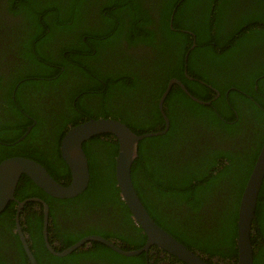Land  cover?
<instances>
[{
  "label": "trees",
  "instance_id": "1",
  "mask_svg": "<svg viewBox=\"0 0 264 264\" xmlns=\"http://www.w3.org/2000/svg\"><path fill=\"white\" fill-rule=\"evenodd\" d=\"M7 14L26 24L16 40L21 63L8 77L0 73V163L29 157L67 185L61 142L72 126L110 117L137 134L164 129L159 101L177 78L212 102L174 84L164 102L170 128L140 141L132 179L158 225L211 264H237L240 200L264 144V0H0V18ZM83 147L91 173L83 193L54 197L24 174L16 197L48 203L58 250L91 234L141 248L147 236L117 185L116 136L98 134ZM43 208L30 200L20 214L39 264L167 262L157 245L148 257L125 256L100 241L54 255ZM16 211L10 201L0 213V264H31ZM256 216L253 264H264V182Z\"/></svg>",
  "mask_w": 264,
  "mask_h": 264
},
{
  "label": "water",
  "instance_id": "2",
  "mask_svg": "<svg viewBox=\"0 0 264 264\" xmlns=\"http://www.w3.org/2000/svg\"><path fill=\"white\" fill-rule=\"evenodd\" d=\"M185 74L188 77L193 78L188 75L187 69H185ZM174 84H178L182 87V89L194 101L206 105L211 104V100L205 101L199 99L188 91L181 80L172 78L159 101V108L165 119L164 129L137 134L124 122L110 117H90L89 119L72 126L66 132L61 142V156L71 171V181L67 185L57 181L44 165L29 157L11 156L0 163V213L3 212L10 201L17 202L16 231L20 236L31 264L39 263L30 247L20 217L21 210L30 200L40 201L43 204L44 240L47 249L54 255L65 256L90 241H100L125 256H136L142 254L144 251L148 253L152 245H157L159 248L187 264H211L156 223L142 202L132 179V165L139 156L140 141L147 137L165 134L170 128V119L165 112L164 102ZM32 127V125H29L27 131L17 141L25 138L31 131ZM104 133L115 135L119 142V152L116 158L117 185L120 189L121 198L131 211L134 221L146 234V243L139 249L125 250L116 242L105 238L102 235L91 234L63 250H57L49 240L48 227L50 217L48 203L39 197H30L25 200H19L16 197V193L20 179L25 174L46 193L58 198H71L83 193L88 188L91 178L89 160L84 151L83 144L92 137ZM263 182L264 144L240 200L238 211L237 264L254 263V249L251 241V232L253 222L257 219L256 209Z\"/></svg>",
  "mask_w": 264,
  "mask_h": 264
},
{
  "label": "flooded vegetation",
  "instance_id": "3",
  "mask_svg": "<svg viewBox=\"0 0 264 264\" xmlns=\"http://www.w3.org/2000/svg\"><path fill=\"white\" fill-rule=\"evenodd\" d=\"M25 24H26V21L21 16L16 17L15 15L7 14L6 16L0 18V27H1L0 28V33H1V36H2V40L0 41V51H1V54H0V73L5 75L6 77L10 76L11 71L13 70L14 66H16L19 63H21L20 62L21 60L15 55L16 40L18 38H20L22 29L25 27ZM15 92H16V90L13 91V95L15 94ZM1 107L3 109L4 107H6V105L2 102V95H1V90H0V108ZM38 202H40V201H38ZM40 203H42V202H40ZM131 219H133L132 216H131ZM135 224L137 226H139L136 222H135ZM259 234L264 239V236L261 233V231H259ZM116 243L119 246H121V247L123 245L121 242H116ZM54 247L56 248V246H54ZM137 249H139V248H137ZM126 250H133V249H126ZM146 254H147V257H148L150 252L148 251V253L146 252ZM160 256L162 257V259H165L167 261V262H165V264H184V262L182 260H180V259L178 260V262L172 263L173 260L177 259V257L173 256L172 254H170V253H168V252H166L164 250L162 251ZM149 263L150 262L148 260L147 264H149Z\"/></svg>",
  "mask_w": 264,
  "mask_h": 264
},
{
  "label": "clouds",
  "instance_id": "4",
  "mask_svg": "<svg viewBox=\"0 0 264 264\" xmlns=\"http://www.w3.org/2000/svg\"><path fill=\"white\" fill-rule=\"evenodd\" d=\"M111 240V239H110Z\"/></svg>",
  "mask_w": 264,
  "mask_h": 264
}]
</instances>
